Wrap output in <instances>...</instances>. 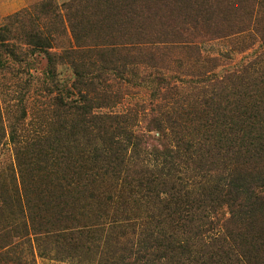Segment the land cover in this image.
<instances>
[{
    "label": "trees",
    "instance_id": "obj_1",
    "mask_svg": "<svg viewBox=\"0 0 264 264\" xmlns=\"http://www.w3.org/2000/svg\"><path fill=\"white\" fill-rule=\"evenodd\" d=\"M8 20L0 74L21 64L41 106L24 136L0 99V264H264V0H41Z\"/></svg>",
    "mask_w": 264,
    "mask_h": 264
},
{
    "label": "rangeland",
    "instance_id": "obj_2",
    "mask_svg": "<svg viewBox=\"0 0 264 264\" xmlns=\"http://www.w3.org/2000/svg\"><path fill=\"white\" fill-rule=\"evenodd\" d=\"M41 0H0V27L8 24V18L16 15L20 11H22L25 8H28L37 2ZM14 33L16 36L19 35L20 26L16 24L13 27ZM13 34V35H15ZM62 41V40H61ZM251 44V38L249 36H243L238 37L237 40H234V42L231 44L233 47H247ZM229 43H215L211 45H207L205 47L204 52L207 54H217L219 51L222 52H229L231 50ZM256 49L260 50L258 45L255 49H251L250 51L246 52L245 54H238L235 53L232 56V64L229 67H237L241 65L243 62L248 61V59L252 58L254 54H256ZM257 50V51H258ZM180 55L179 52H176L174 54H169L168 56L174 57L177 55ZM228 67V68H229ZM12 70H18L21 71V64H11L10 67ZM43 69H45L44 63H37L35 61L31 68V73L35 76L40 78V80L43 78ZM12 70H5L2 71L0 74V99L3 105L4 114H5V120L8 123L9 119H13L14 115H16V118L14 119H20L23 115V111H27V117H24V119H21V127L22 131L21 133L24 136L30 135L31 133L38 130V125H36L40 120L37 117V110L41 106V101L38 97V92L36 91V87L38 85H35L31 87V90L36 95H31L27 91L26 86L24 84V80H26L27 76H21L18 74L17 71ZM225 70V69H224ZM223 70V71H224ZM222 70H219V72ZM61 72L65 78H68L70 76L69 69L67 67H62ZM24 79V80H22ZM43 81V80H41ZM38 84H42L41 82H38ZM27 90V91H26ZM26 95V97H24ZM144 98V95L141 97ZM139 100L138 96H131L128 97L125 102L120 105L117 109V111L124 112L126 111L131 105H133L134 101ZM40 101V102H39ZM12 162V153L8 148H4L0 153V171L3 170L9 163ZM1 206V202H0ZM5 219V218H4ZM22 248H27L26 246H20L17 249L18 255H21V252L23 251ZM31 258V256H30ZM37 264H76L74 262H57L49 259H42L37 257Z\"/></svg>",
    "mask_w": 264,
    "mask_h": 264
}]
</instances>
